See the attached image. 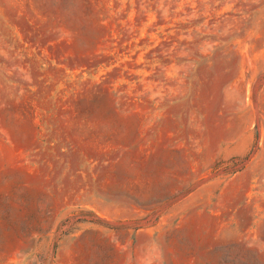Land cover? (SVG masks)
<instances>
[{
    "label": "rangeland",
    "instance_id": "rangeland-1",
    "mask_svg": "<svg viewBox=\"0 0 264 264\" xmlns=\"http://www.w3.org/2000/svg\"><path fill=\"white\" fill-rule=\"evenodd\" d=\"M0 264H264V0H0Z\"/></svg>",
    "mask_w": 264,
    "mask_h": 264
}]
</instances>
